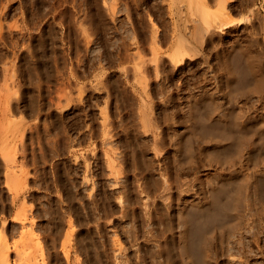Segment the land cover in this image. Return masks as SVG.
Masks as SVG:
<instances>
[{"label":"rangeland","instance_id":"1","mask_svg":"<svg viewBox=\"0 0 264 264\" xmlns=\"http://www.w3.org/2000/svg\"><path fill=\"white\" fill-rule=\"evenodd\" d=\"M200 1L217 15L223 10L217 19L234 22L203 25L193 41L198 54L175 64L174 29L190 38L198 23L183 3L0 0V245L7 242L10 264H123L113 256L118 250L127 264H264V154L255 143L261 139H247L237 155L218 152L219 162L203 149L211 106L264 117V58L254 55L261 63L254 61L259 71L252 76L237 47L264 26V0ZM262 45L249 50L258 54ZM254 78H262L260 90ZM214 172L232 174L227 189L246 185L248 200L237 217L220 213L203 227V256L193 234L183 257L178 208L208 199ZM250 211L254 231L241 243L235 229ZM23 213L24 227L17 216Z\"/></svg>","mask_w":264,"mask_h":264},{"label":"bare ground","instance_id":"2","mask_svg":"<svg viewBox=\"0 0 264 264\" xmlns=\"http://www.w3.org/2000/svg\"><path fill=\"white\" fill-rule=\"evenodd\" d=\"M253 1V0H252ZM205 2V1H204ZM203 1H196V0H171V3L173 6H177V4L179 3H183L186 5V7L190 10L189 13H191V15L193 14H198L196 15L197 18H198V23L197 25L195 24V27L193 26L192 30L189 31V35H190V38L189 37H186L185 36V32H182L181 29L179 28H175V39L173 41V45H172V49H171V59L175 62V64H180L184 59L188 58V57H193L192 55H196L197 53V47L196 45L193 43V41H198L200 39V32H201V29H202V26L205 25L208 29L209 28H212L215 27L214 24H217V20H221L222 19H217L219 18V15L221 13H223V10L220 11L217 15L215 14L213 11H211V9H209V7L207 6L206 3H204ZM27 4V3H26ZM221 5V4H219ZM223 5V4H222ZM221 5V7H222ZM227 5V4H226ZM234 6V5H233ZM224 9V6L223 8ZM255 11H254V14H255V17L256 18H260V14L257 10V8H254ZM245 10V9H244ZM247 10V9H246ZM252 14V13H251ZM218 17H217V16ZM222 15V14H221ZM246 15V14H245ZM192 17V16H191ZM217 17V18H216ZM221 17V16H220ZM225 17V16H224ZM247 17V16H246ZM254 17V16H253ZM195 18V17H194ZM252 18V17H251ZM232 19V18H231ZM230 19V20H231ZM239 21L234 18V20L240 22L241 18H238ZM247 19H249L247 17ZM263 19V18H262ZM196 20V19H195ZM245 20V19H244ZM250 20V19H249ZM197 21V20H196ZM218 21V26L220 27H227L228 25L232 24V22L234 21H229V19H227V21H222V22H219ZM246 21V20H245ZM237 22V23H238ZM253 24V22H252ZM262 24V23H261ZM249 25V24H248ZM219 28V27H217ZM261 29L259 30V32H255L256 30H254L253 34L250 35L251 39L249 41V44H247V46L245 48L242 47L241 43L239 44V46L237 45V47L239 48L238 51H240L245 59H243V61L245 60V64L246 66L248 67L247 69L249 70L248 72H250V74H254V70H255V65H254V61L255 59L257 60V58L259 57H263L264 58V26H261L260 27ZM208 29L206 30H202V31H207ZM210 30V29H209ZM253 31V30H252ZM210 32V31H209ZM219 32V31H218ZM249 32V31H248ZM174 33V32H173ZM216 33V32H215ZM164 34V33H163ZM218 34V33H217ZM200 36V37H199ZM155 37V36H153ZM199 38V39H198ZM39 42V41H38ZM237 42V41H236ZM260 42L263 43L262 47L260 48V53L263 55H261L260 53H256L253 54L250 52L249 48H251L254 44H259ZM239 43V42H238ZM22 44V43H21ZM158 44V43H157ZM50 45V44H49ZM12 46V45H11ZM245 46V45H244ZM251 46V47H250ZM138 48V47H137ZM202 48V47H201ZM54 49V48H53ZM151 50V49H150ZM153 50V48H152ZM234 50V48H233ZM259 50V49H258ZM133 52V51H132ZM138 52V51H137ZM153 53V52H151ZM198 54V53H197ZM239 53V55H242ZM136 55V54H135ZM137 55H140V54H137ZM254 55H257L258 57L255 58ZM261 55V56H259ZM26 57V56H25ZM219 57V56H218ZM225 57V55H224ZM237 57V56H236ZM243 56L241 58H244ZM129 58V57H128ZM136 58H138L136 56ZM227 58V57H226ZM50 59V58H49ZM143 59V57H142ZM236 59V58H235ZM259 60V59H258ZM264 60V59H262ZM3 62V61H2ZM143 62V61H142ZM146 62V61H145ZM143 62V64L145 63ZM155 62V61H153ZM173 62V63H174ZM239 62V61H238ZM256 63L258 62L259 64L261 63L260 61H255ZM51 63V62H50ZM219 63V62H218ZM255 63V64H256ZM263 64V63H262ZM141 65V64H140ZM14 66V65H13ZM145 66V65H144ZM164 66V65H163ZM259 66H262V65H259ZM258 66V67H259ZM138 67V66H137ZM136 67V68H137ZM264 67V66H263ZM139 68V67H138ZM258 70V68H256ZM6 70V69H5ZM255 70V72L257 71ZM264 70V69H262ZM261 70V71H262ZM259 71V70H258ZM257 71V73H258ZM6 72V71H5ZM247 72V71H246ZM256 73V74H257ZM263 73V72H261ZM255 74V75H256ZM142 75V74H141ZM244 75V74H243ZM254 75V76H255ZM258 75V74H257ZM229 78H232L235 76V73L234 71L231 72L229 75ZM259 76V75H258ZM264 76V75H263ZM137 77V76H136ZM4 79V78H3ZM2 79V80H3ZM233 79V78H232ZM230 79V80H232ZM255 79V78H254ZM253 79V80H254ZM261 79V80H260ZM228 80V78H227ZM235 80V79H234ZM233 80V81H234ZM260 80L262 82V78H258V79H255V82L254 83H258L260 81H257ZM141 80H139V83H140ZM229 81V80H228ZM142 82V81H141ZM245 83V82H244ZM243 84V83H242ZM246 84V83H245ZM264 84V83H262ZM261 84V85H262ZM182 85V84H181ZM258 85V86H257ZM256 85V87L254 86V90H260L259 88V85L260 83H258ZM260 85V86H261ZM143 86V85H142ZM14 87V86H13ZM118 88V87H117ZM261 88V87H260ZM253 89V87H252ZM251 89V90H252ZM9 90V89H8ZM246 90V89H245ZM250 90V88H249ZM3 91V90H2ZM39 91V90H38ZM244 91V90H243ZM247 91V90H246ZM2 93V92H1ZM242 93V92H241ZM243 94V93H242ZM9 95V94H8ZM7 95V96H8ZM246 95V94H245ZM205 97V96H203ZM264 97V96H263ZM194 98V97H193ZM210 98V96H209ZM199 99H193V101H191V105L189 109L193 108V110L195 109L194 107L196 106V104H198ZM200 101V100H199ZM37 102V101H36ZM252 102V101H251ZM212 103V102H211ZM263 103V102H262ZM189 104V103H188ZM213 105V104H212ZM256 105V104H255ZM39 106V105H38ZM208 106V105H207ZM235 106V105H233ZM239 106V105H238ZM206 107V106H205ZM232 107V106H231ZM236 107V106H235ZM47 108V107H46ZM241 108V107H240ZM197 109V108H196ZM229 107L227 108H224L222 110V112L219 111L218 107L216 108L215 106H211L210 109L208 108L209 112L207 114V116L203 117V125L205 129L204 130V137H205V141H204V148L203 149H206L207 151L209 150V155L212 159H214V161L216 162H219L220 158L218 155L219 153L218 152H221V151H226V150H231L233 153H231L232 155H237L238 153H240L241 149L243 148L242 145H243V142H245L247 139L248 141H250L249 139H253V137H255V135H257L261 140L258 141V142H255L257 143L256 144V150H259V151H262V153L264 154V117H258V116H255V115H247L245 113H243L239 108V110L237 109V107L235 108V111L234 112L233 108H230L231 109V112L230 109L228 111ZM192 112L190 111L188 114L189 116L191 115L193 118L195 116V113L196 111H193ZM238 110V111H237ZM243 110V109H242ZM260 110V109H259ZM234 113L233 116H230L229 113ZM245 112V110H244ZM198 113V112H197ZM204 113V112H203ZM251 114V113H250ZM169 115V114H168ZM263 115V114H262ZM190 116V117H191ZM198 116V115H197ZM230 116V117H229ZM229 117V118H228ZM233 117V119H232ZM198 120V119H197ZM200 120V119H199ZM9 121V120H8ZM13 121V120H12ZM103 121V119L101 120ZM143 123V122H142ZM7 124V123H6ZM136 124V123H135ZM213 126L216 127L215 125H217V127L219 126V129L218 130H214L213 126L211 127L210 126ZM220 124V125H219ZM58 126V124H57ZM140 126V125H139ZM145 126L147 127L148 126V121H145ZM235 128L237 131H235V135H232L231 132H233V128ZM145 128V127H144ZM231 128V129H230ZM146 129V128H145ZM234 129V130H235ZM254 131H253V130ZM4 130V129H3ZM229 130H232L231 132ZM252 130V131H251ZM146 131V130H145ZM251 131V132H250ZM4 132V131H3ZM2 132V133H3ZM201 132V131H199ZM137 133V132H136ZM144 133V132H143ZM203 133V134H204ZM142 134V133H141ZM200 135L202 134L199 133ZM198 134V135H199ZM202 134V135H203ZM5 135V134H4ZM3 137V136H2ZM1 137V138H2ZM257 137V138H258ZM0 138V139H1ZM5 138H6V135H5ZM4 138V139H5ZM174 138V137H173ZM3 139V138H2ZM3 141V140H2ZM1 141V142H2ZM46 141V140H45ZM185 141V140H184ZM203 142V141H202ZM183 143V142H182ZM174 144V143H173ZM179 141L176 142V147H179ZM109 145V144H108ZM251 145V144H250ZM184 146V145H183ZM201 146V145H200ZM150 147V146H149ZM175 147V148H176ZM192 147V146H191ZM242 147V148H241ZM157 149V148H156ZM190 149V148H189ZM187 149V150H189ZM246 150V149H245ZM179 151V150H178ZM228 152V151H227ZM226 152V153H227ZM222 153V152H221ZM224 153V152H223ZM182 154V153H181ZM185 154V153H184ZM229 154V153H228ZM191 155V154H190ZM230 155V154H229ZM260 155V154H259ZM169 156V155H168ZM227 156V155H225ZM131 157V156H130ZM219 157V159H218ZM260 157V156H259ZM2 158V157H1ZM182 158V157H181ZM191 158V157H190ZM228 157H226L227 160H230L231 159ZM12 159V158H11ZM183 159V158H182ZM10 161V159H8ZM8 160L6 162H8ZM174 160V159H173ZM219 160V161H218ZM14 161V160H13ZM121 161V160H120ZM177 161V160H176ZM182 161V160H181ZM222 161V160H221ZM234 161V160H233ZM4 162V161H3ZM12 160L10 161V166L12 167L13 165H11L12 163ZM137 162V161H136ZM180 162V161H179ZM178 162V163H179ZM223 163L221 164H224V161H222ZM122 163V162H121ZM229 163V161H228ZM231 163V162H230ZM186 164V163H185ZM6 165H8L6 163ZM9 166V165H8ZM180 166V165H179ZM15 167V166H14ZM216 167V166H215ZM229 167V166H228ZM253 167V166H251ZM226 168V167H225ZM8 169H11V168H8ZM13 169V168H12ZM146 170V169H145ZM236 169L232 168L231 173L232 171L234 172ZM8 172V170H6ZM10 171V170H9ZM136 171V170H135ZM139 171V170H138ZM168 171V170H167ZM6 172V173H7ZM11 172V171H10ZM6 174V175H9V173ZM148 172V171H147ZM180 172V171H179ZM224 172V171H223ZM14 173V172H13ZM12 173V174H13ZM16 173V172H15ZM18 173H19V170H18ZM163 173V172H162ZM197 173V172H196ZM230 173V172H229ZM229 174V175H221L214 172V174L212 175V177L209 178V182H208V185H207V194H208V199L206 198V200L200 202V200L196 201V202H189L191 203L190 205L188 203L186 204H180L179 208H178V221L180 222V229H179V232H178V239H179V249H180V252L181 254L183 255V257H185V255H188L189 253V250H190V245L192 243L191 241V236L194 234V236H196L195 234H197L198 236V239H196L194 242H195V245H197V248H198V251L199 253L202 255L204 253V249H205V245H206V241H207V238L205 237L206 235L202 232V229L203 227H205L207 224L209 225V222H211L212 224L211 225H214L216 224L215 222L217 220L220 219V213L222 215L225 214H233L234 213V216L236 215V217L240 214L239 212L242 210L243 206L245 207V203L246 201V198L244 197L243 195V192L245 190V186L243 184V186L241 184H238L237 186H235V188L233 189H227L226 187V184H224L225 182L229 181L230 179L233 178L232 174ZM12 174H11V177H12ZM122 174V173H120ZM17 174H15L16 176ZM165 175V173H164ZM14 174H13V177L15 178ZM159 176V175H158ZM209 176V175H208ZM17 177V176H16ZM166 177V176H165ZM191 177V176H190ZM238 177V176H237ZM8 178V177H6ZM58 178V177H57ZM62 179V178H61ZM178 179V178H177ZM8 181V179H6ZM4 180V181H6ZM14 180V179H13ZM194 181V180H193ZM17 182V181H15ZM165 182V181H164ZM223 182V183H222ZM230 182V181H229ZM9 183V182H8ZM6 182V184H8ZM109 183V182H108ZM167 183V182H166ZM228 183V182H227ZM242 183V182H241ZM142 184V183H141ZM176 184V183H174ZM149 185V184H148ZM177 185V184H176ZM180 185V183H179ZM178 185V186H179ZM183 185V184H182ZM182 185H180L182 187ZM7 186V185H6ZM138 186V185H137ZM177 186V187H178ZM14 187V186H13ZM166 187V186H165ZM8 188V186H7ZM12 186L10 187L9 186V189L8 190H11ZM125 188V187H124ZM168 188V187H167ZM167 188H163L164 189H167ZM144 189V188H143ZM205 189V188H204ZM104 190V189H103ZM257 190V189H256ZM138 192V191H137ZM146 192V191H145ZM151 192V191H150ZM165 193V191L161 194V197L163 196L165 198V196L167 195H163ZM70 194V193H69ZM169 194V193H168ZM150 195V194H149ZM148 197V195H146ZM151 196V195H150ZM153 196V195H152ZM170 196V195H169ZM167 196V197H169ZM15 197V195H14ZM160 197V198H161ZM14 199V198H13ZM90 199V198H89ZM107 199V198H106ZM149 199V198H147ZM198 199V198H196ZM204 199V198H203ZM144 200V199H143ZM150 200V199H149ZM246 200V201H245ZM91 201V200H90ZM95 201V200H94ZM129 201V200H127ZM193 201V200H192ZM140 203V202H139ZM149 203V201H148ZM133 204V203H132ZM256 204V203H255ZM150 205V203H149ZM179 205V204H178ZM253 205V204H252ZM248 206V205H247ZM70 207V206H69ZM156 207V206H155ZM192 208V209H195L193 211V213H190V211L188 210V208ZM141 208V207H140ZM250 209V207H248ZM247 208V209H248ZM192 209H190L192 211ZM246 209V210H247ZM257 209V208H256ZM25 210H27L25 208ZM61 210V209H60ZM95 210V209H94ZM127 210V209H126ZM146 210V209H145ZM251 210V209H250ZM68 211V210H67ZM97 211V210H96ZM166 211V210H165ZM141 212V211H140ZM261 212V211H260ZM20 214V212H18ZM124 213H125V210H124ZM127 213V212H126ZM254 212H248L245 216V222L244 224H241V226H239L238 230L235 229V231H237V235H238V238L237 240H239L240 238H242V234L243 233H246L248 232L247 234H249V232H251V228L253 229V225L252 223L255 222V217H254ZM66 215V214H65ZM145 215L148 216L149 215V209H147L145 211ZM196 215H199L200 217L196 216ZM203 215V216H201ZM222 215V216H223ZM224 215V216H225ZM264 215V214H263ZM18 218L20 219L21 223L26 219L25 217V214L23 213V215H18ZM63 216V215H62ZM97 217V216H96ZM131 217V216H130ZM235 217V218H236ZM62 218V217H61ZM98 218V217H97ZM163 218V217H162ZM196 218V219H195ZM113 219V218H112ZM195 219L194 221V224H191V221ZM228 219V218H227ZM226 219V220H227ZM67 220V219H66ZM69 220V218H68ZM91 220V219H90ZM176 221V220H175ZM238 221V220H237ZM236 221V222H237ZM132 222V221H131ZM152 222V221H151ZM24 223V222H23ZM22 223V224H23ZM214 223V224H213ZM234 223V222H233ZM149 224V223H148ZM170 225V224H169ZM168 225V226H169ZM192 225H194L195 227V230H192ZM226 225V224H225ZM234 225V224H233ZM232 225V226H233ZM29 226V225H28ZM161 226V225H159ZM230 226V225H229ZM237 226V225H236ZM24 227V224L23 226ZM27 227V225L25 226ZM165 227V226H164ZM193 227V228H194ZM261 227V226H260ZM169 228V227H168ZM170 229V228H169ZM230 229V228H229ZM233 230V229H232ZM29 231L28 227L23 229L22 230V235H24L25 233L27 234V232ZM254 231V229H253ZM259 231V230H258ZM127 232V231H126ZM30 233V232H29ZM132 233V232H131ZM253 233V236H254V240L257 242L258 241V237H256V233L252 232ZM133 234V233H132ZM236 234V232H235ZM154 235V234H153ZM231 235V234H230ZM25 236V235H24ZM23 236V237H24ZM196 236V237H197ZM234 237V235L232 234L231 237ZM26 237V236H25ZM64 237V236H63ZM232 237V238H233ZM236 237V235H235ZM169 238V237H168ZM130 239V238H129ZM193 239V238H192ZM244 239V238H242ZM251 239V238H250ZM64 240V239H62ZM210 240V239H209ZM235 240V239H234ZM241 240V239H240ZM238 241V242H241V241ZM116 242V241H115ZM242 243V242H241ZM240 243V244H241ZM255 243V242H254ZM21 244V243H20ZM160 244V243H159ZM193 244V243H192ZM236 244H238L236 242ZM247 244V243H246ZM116 245V244H115ZM121 245V244H120ZM243 245V244H242ZM241 245V246H242ZM7 242H4L3 240V245L1 243L0 245V263L1 264H10V259H9V253L7 251ZM21 246V245H20ZM117 246V245H116ZM130 246V245H129ZM217 246V245H216ZM24 249V248H23ZM116 249V248H115ZM123 249V248H122ZM139 249V248H138ZM146 249V248H145ZM173 249V248H172ZM242 249V248H241ZM159 250V249H158ZM119 251V250H118ZM117 251V255H113L115 257V259H117L119 262L123 261V264H127L126 260H124V258L126 257V255L123 253H118ZM160 251V250H159ZM229 252V251H228ZM237 252V251H236ZM59 253V252H58ZM114 253V251H113ZM218 253V252H217ZM241 253V252H240ZM245 253V252H244ZM112 254V253H111ZM115 254V253H114ZM137 254V253H136ZM194 254V253H193ZM20 255V253H19ZM65 255V254H64ZM200 255V256H201ZM151 256V255H150ZM159 256V255H158ZM203 256V255H202ZM201 256V258H202ZM139 257V256H138ZM20 258V256L18 257V259ZM127 258V257H126ZM125 258V259H126ZM167 258V257H166ZM247 258V257H246ZM137 259V258H136ZM181 260V259H180ZM185 260V261H184ZM182 261H184V263L186 262V259H184ZM198 261V259H197ZM114 262V261H113ZM116 262V261H115ZM99 263V262H98ZM144 263V262H143ZM191 263V262H190ZM118 264V263H117Z\"/></svg>","mask_w":264,"mask_h":264}]
</instances>
